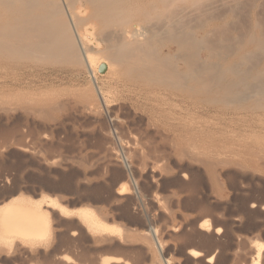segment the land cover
<instances>
[{
    "label": "rangeland",
    "instance_id": "374dc122",
    "mask_svg": "<svg viewBox=\"0 0 264 264\" xmlns=\"http://www.w3.org/2000/svg\"><path fill=\"white\" fill-rule=\"evenodd\" d=\"M196 2L197 0L193 3ZM198 2L200 4L192 5L194 11L191 6L192 2L188 4L192 10L187 7L188 13L192 11L187 22V26H190H188L190 35L192 38L194 36L195 41L198 40L197 44H188L189 52L193 55H190L192 59L195 56L205 58L217 46L215 50L223 56L224 65L235 62L236 68L242 71L249 64V68H246L248 71L245 69L241 72L242 74H238L239 77L242 76V79L237 76L231 81L232 84L224 83L222 87L224 95L221 90V94H218L221 98L218 95L213 96L212 101L200 98V96H197V99L190 95L185 96L183 92L175 89L164 91L165 87L157 83L143 86L133 84L121 72L118 74L113 70L112 73L110 70L102 73L100 70L96 74V80L105 100L104 104L87 68L72 61L69 63L64 61L59 63L60 65L22 61L21 65L14 66L16 69L0 67V75H2L0 76V98L3 96L0 99L2 102L0 108L1 106V109L3 106H5L4 109L6 106L17 108L11 111L8 108L10 113L4 109L0 111V133L4 130L0 134V211L12 202L42 207L41 209L50 218L52 229L45 239L33 240L19 237L17 242L7 243L0 238V264H53L52 261L55 262L56 259L58 260L56 262H59V256L65 258L62 261H71V264L85 263V258L90 262L98 256L118 259L122 264L129 259L128 262L131 264L138 259L140 261L134 262L135 264H207L206 261L210 258H212V264H237L239 261L234 259L235 251L240 253L242 250L245 254L250 245L264 244V237H262L264 232V96L261 93L254 94V90L256 91L259 86L264 87V72H262L263 77L261 75V70L264 71V0H199ZM197 6L199 8H196ZM204 11H207V14ZM202 19L203 24L200 21ZM194 23L197 24L194 25ZM205 32L206 34H203ZM260 41L263 43L261 44ZM204 42L206 43L203 44ZM209 46L212 47L209 48ZM175 48L174 45L173 48L171 47V53L175 52ZM222 51L225 54L228 53L227 57ZM213 53L215 54V51ZM240 57L241 61L246 60L242 61L244 64L240 63ZM254 73L261 75L260 78V75L256 74L259 80L262 79L256 83L262 82L261 85H257L255 80L252 82L251 78L256 79ZM236 82L240 84L237 83V87L233 88ZM252 83L255 85H251ZM228 89L235 93L240 90L241 94L240 92L236 94L237 97L244 96L246 89L250 90H248L250 94L246 91L247 98L239 99ZM251 92L253 97H251ZM247 94L250 96L248 97ZM86 102L90 111L87 108L84 110L87 111L86 113L81 111L80 114V110H83L80 107L83 104V107H86ZM49 104H52L53 107H51L55 111L50 108ZM91 104L92 109H90ZM27 105L33 111L30 110V112ZM39 108L42 112H38ZM93 109L95 112L98 109L99 112L97 110L96 115H92ZM1 112H3L2 115ZM9 129L14 130L15 133ZM7 131L10 138L5 135L8 134ZM25 132L27 136L24 137L22 135H26ZM130 148L144 152L138 154L141 155V160L138 156L136 157L138 161L134 159L135 156L132 155L131 150L129 151ZM110 153L113 156H109ZM211 153L216 157L221 156L214 157L215 161L212 165L207 164L203 159ZM184 154L188 155H185L187 159L192 154L195 158L191 159L193 158L191 156L186 161ZM145 155L146 158L143 157ZM107 156L113 158L109 159L112 161L109 162L111 164L105 162L108 160ZM195 159L196 162L193 163ZM214 164L218 165L215 167ZM121 171L122 174L128 173V183L132 189L129 188L128 193L116 194L114 197V193L109 191L116 193L121 188V182L117 181V184L114 181L116 177L114 174L118 175L119 172L121 174ZM2 176L4 177L1 178ZM3 181L7 182V187H2L5 185ZM78 209L95 213L96 218L104 224L105 232L115 237L113 239L111 236L114 240L113 244L99 242L95 237L97 229L81 214L79 215ZM57 219L59 222L56 221ZM202 223H206L203 229L200 227ZM214 223L218 224V227ZM151 227L156 231L154 234L149 230ZM214 228L219 229L218 235L222 236L219 237L215 230L213 231ZM78 231L82 233V236H78ZM87 231L90 232L91 237ZM73 232L77 233V239L72 235ZM256 232L261 238L255 234ZM192 233L195 235L193 236ZM207 235L210 236L208 237L210 238L209 243H207L208 239H204L207 242L202 243V237L206 238ZM211 236L219 240L213 239V242ZM238 236L241 239H249L248 242L245 241L249 246L245 245L244 250L242 249L245 244L244 239H242L243 244L240 245L241 240L240 242L237 240L240 239ZM189 238L191 239L190 244L187 240ZM78 239L79 243L75 241ZM251 241L254 242L251 243ZM237 242L240 243L238 247ZM240 246L243 247L239 248ZM193 251L200 255L199 258L203 257L204 262L199 258L190 259L192 257L190 252ZM25 253L28 255L26 256ZM79 259L80 261H77ZM81 259L84 262H81ZM234 260L236 263L233 262ZM241 263L251 264L250 261H241L238 264Z\"/></svg>",
    "mask_w": 264,
    "mask_h": 264
},
{
    "label": "bare ground",
    "instance_id": "6f19581e",
    "mask_svg": "<svg viewBox=\"0 0 264 264\" xmlns=\"http://www.w3.org/2000/svg\"><path fill=\"white\" fill-rule=\"evenodd\" d=\"M195 0H0V67H5V68H11V70L13 69L12 67L14 66H19L22 64V61H24V63L26 61L29 62H37V63H51L52 64H59L62 63L64 61H68V63L70 61L74 62L75 64L82 66H85L88 70V73H90V75L92 76L99 96L102 100V102L105 104V100L103 98V95L101 94V90L99 85L97 84V80H96V74L97 72L100 70L103 72H109L110 70L121 72L123 73L126 78L129 80V82L133 83V84H138V85H152L153 83H157V84H161L162 86L165 87L164 91L167 90H178L183 92V94H185V96L190 95L193 96L197 99V96H200L204 98H206L207 100L212 101V98H214L213 96H217L221 90L223 91L224 89H222L223 84H227V82H229V84H232L233 82H231L235 77L238 76V78L242 79V76L239 77L238 74H240L243 70L245 71V69L248 67L249 68V64L247 65V67L245 66V68L241 71L240 69L236 68L237 65L235 62H231L229 64L224 65L222 63V61L224 60L222 57V55H219L220 53H217L215 48H213V50L215 51V55L213 52L208 53V55L205 58H201V56H199V54H197L202 60H200L199 57H192L193 56L190 52H189V46L188 44L194 43L197 44L198 40L195 41L194 36L193 38L191 37V32L188 29L187 26V22H188V18L190 16V13L192 12L191 8L195 5L200 4V2H198L199 0H197V4L193 3ZM204 1V0H203ZM220 1V0H219ZM189 2L191 3V6L189 7L188 4ZM216 2V1H215ZM207 3V2H206ZM220 3V2H219ZM202 4V3H201ZM215 4V3H214ZM221 4V3H220ZM228 5V4H227ZM208 6V5H207ZM191 9V12H187L188 8ZM201 7V6H200ZM212 7V6H211ZM196 8H199L198 6ZM195 8V12L197 13V10ZM202 8V7H201ZM218 8V7H217ZM220 8V7H219ZM231 8V7H230ZM200 10V9H199ZM198 10V12H200ZM203 10V9H202ZM209 10V9H208ZM193 11H194V7H193ZM215 11V10H214ZM231 11V10H230ZM193 12V13H195ZM205 13L207 11H204ZM217 12V11H216ZM202 13V12H201ZM204 13V15H206ZM211 13V12H210ZM198 14V13H197ZM196 14V16H197ZM200 15V14H199ZM193 16V15H192ZM191 16V17H192ZM202 16V15H201ZM233 16V15H232ZM155 18H157V20H154ZM194 19L195 14H194ZM198 18H202V17H198ZM204 18V16H203ZM205 19V18H204ZM207 19V18H206ZM209 19V18H208ZM211 19V17H210ZM192 20V19H191ZM199 20V19H198ZM156 21V23H154ZM195 21V20H194ZM202 21L203 24V19L200 20ZM200 24V22H198ZM228 23V22H227ZM190 24V23H189ZM197 23H194V25H196ZM200 24V25H202ZM224 24V23H223ZM193 25V24H192ZM200 25L198 27H200ZM229 26V25H228ZM190 27V26H189ZM194 27V26H193ZM197 27V26H196ZM218 27H220L218 25ZM222 27V25H221ZM224 28V27H223ZM206 29V28H204ZM203 29V30H204ZM202 30V32H203ZM207 30V29H206ZM211 30V29H209ZM220 30V29H219ZM208 32V30H207ZM210 33V32H209ZM193 34V33H192ZM203 34H206L203 33ZM209 35V34H208ZM207 35V36H208ZM262 36V35H261ZM260 36V38H261ZM203 37V36H202ZM214 37V36H213ZM211 39V38H210ZM263 39V38H262ZM261 39V40H262ZM204 40V37H203ZM202 40V41H203ZM207 40V39H205ZM260 40V39H259ZM201 41V42H202ZM209 41V40H208ZM216 42V41H215ZM220 42V41H219ZM206 42H204L203 44H205ZM211 43V40H210ZM260 43L262 44L263 42L260 41ZM201 44V43H200ZM173 45L176 46V50L175 52L172 54L171 53V47L173 48ZM199 45V44H198ZM197 46V45H196ZM203 47L205 45H202ZM194 47V46H193ZM207 47V46H206ZM212 46H209V48ZM261 47V46H260ZM192 48V47H191ZM193 49V48H192ZM219 49V47H218ZM221 49V47H220ZM234 49V48H232ZM257 49V48H256ZM195 50V48H194ZM212 50V48H211ZM209 50V51H211ZM190 51L192 52V50L190 49ZM199 52V50H198ZM196 51V53H198ZM202 52V51H201ZM221 52V51H219ZM195 53V54H196ZM200 53V52H199ZM206 53V54H207ZM222 53L225 54V52L222 51ZM194 54V55H195ZM203 54V53H202ZM250 54V53H249ZM191 55V56H190ZM228 53L225 54L224 56L227 57ZM232 55V54H231ZM264 55V54H263ZM249 55H247L248 57ZM198 60H197V59ZM225 58V57H224ZM195 59V60H194ZM223 59V60H222ZM229 59V58H228ZM244 60V59H243ZM242 60V61H243ZM241 61V57H240V63H243ZM246 60H244L245 62ZM71 62V64H72ZM225 62V61H224ZM235 63V64H233ZM252 63V62H251ZM257 63V61H256ZM244 64V63H243ZM31 65V64H30ZM60 65V64H59ZM255 65V63L253 64ZM29 67V66H28ZM31 67V66H30ZM35 67V66H34ZM39 67V66H38ZM37 67V68H38ZM15 68V67H14ZM23 68V67H22ZM27 68V67H26ZM41 68V67H40ZM82 68V67H81ZM80 68V69H81ZM3 69V68H2ZM1 69V70H2ZM6 69V70H7ZM16 69V68H15ZM14 69V70H15ZM10 70V69H9ZM248 71V69H246ZM264 70V69H263ZM1 72V71H0ZM8 72V71H7ZM260 72V71H257ZM261 70V75L263 74ZM39 73V72H38ZM249 75V72H247ZM9 74V73H8ZM11 74V73H10ZM30 74V73H29ZM119 74V73H118ZM242 74V73H241ZM257 74V73H256ZM254 73V75L256 76L255 78H257V74L256 75ZM4 75V74H3ZM7 75V74H6ZM115 75V74H114ZM122 76V74H120ZM123 75V76H124ZM244 75H246V73H244ZM260 75V74H259ZM260 75V78H261ZM264 75V74H263ZM262 75V77H263ZM2 76V75H0ZM108 76V75H107ZM4 77V76H3ZM8 77V76H7ZM116 77V76H115ZM119 77V75H118ZM248 77V76H247ZM5 78V77H4ZM1 78V79H4ZM112 78V77H111ZM251 78V77H250ZM252 82L255 80L256 81H261L262 79H254L251 78ZM250 79V80H251ZM240 80V79H239ZM245 80V79H244ZM123 81V80H122ZM119 82V80H118ZM128 82V81H126ZM241 82V81H239ZM243 82V81H242ZM4 82H2L3 84ZM238 82L233 84V88L237 87ZM258 83V82H257ZM256 83V84H257ZM262 83V82H261ZM261 83L257 84V85H261ZM7 84V83H6ZM154 84V85H155ZM224 84V85H225ZM240 84V83H238ZM246 84V83H244ZM4 85V84H3ZM137 85V86H138ZM251 85H255L254 83H252ZM250 85V86H251ZM264 85V84H263ZM2 86V85H1ZM128 86V85H127ZM161 86V87H162ZM228 86V85H227ZM231 86V85H230ZM239 86V85H238ZM241 86V85H240ZM244 87L246 85H243ZM248 86V84H247ZM123 87V85L121 86ZM130 87V85H129ZM135 87V86H134ZM140 87V86H139ZM149 87V86H148ZM156 87V86H155ZM154 87V89H156ZM158 87V86H157ZM160 87V88H161ZM260 87V88H259ZM256 91L254 90V94H260L262 96H264V87L261 88L262 86H259ZM128 88V87H127ZM145 88V87H144ZM143 88V89H144ZM126 89V88H125ZM130 89V88H129ZM142 89V88H140ZM231 89V88H230ZM228 89L229 91L232 92V90ZM262 89V90H261ZM136 90V89H135ZM152 90V89H151ZM150 90V91H151ZM249 89H246V91H248ZM258 90H260L258 92ZM140 91V90H139ZM146 91V90H144ZM149 91V90H148ZM149 91V92H150ZM227 91V92H229ZM245 91V93L242 90V94L247 93ZM250 91V90H249ZM248 91V92H249ZM253 91V90H251ZM1 92V91H0ZM128 92V91H126ZM134 92V91H133ZM157 92V91H156ZM155 92V93H156ZM172 92V91H170ZM174 92V91H173ZM172 92V93H173ZM229 92V93H231ZM240 92V93H239ZM239 92L237 91V93H234L235 95L238 93L241 94V91L239 90ZM256 92V93H255ZM263 92V93H262ZM131 93V92H130ZM138 93V92H137ZM143 93V92H142ZM147 93V92H146ZM154 93V92H153ZM159 93V91H158ZM169 93V92H168ZM179 93V92H178ZM224 91L222 92V95ZM152 94V93H150ZM149 94V95H150ZM163 94V93H162ZM175 94V93H174ZM182 94V93H181ZM180 94V95H181ZM221 94V93H220ZM250 94V92H249ZM253 93L251 92V95ZM138 95V94H137ZM148 95V94H147ZM171 95V94H170ZM177 95V94H176ZM226 95V94H225ZM232 95V96H235ZM236 95V97H237ZM146 96V95H145ZM164 95H162L163 97ZM166 96V95H165ZM169 96V95H168ZM167 96V97H168ZM189 96V97H190ZM242 95L243 98H247L246 96L244 97ZM247 96L249 97L250 95L247 94ZM255 96V95H254ZM93 97V96H92ZM135 97V96H134ZM140 97V96H139ZM154 97V96H153ZM157 97V96H156ZM174 97V96H173ZM218 97L221 98L220 95H218ZM227 97V95H226ZM242 97L238 96L237 98L241 99ZM253 97V95L251 96ZM259 97V96H258ZM3 98V96L1 97ZM0 98V99H1ZM144 98V96H143ZM146 98V97H145ZM148 98V96H147ZM158 98V97H157ZM161 98V97H160ZM164 98V97H163ZM183 98V97H182ZM186 98V97H184ZM188 98V97H187ZM223 99L225 98L222 97ZM228 98V97H227ZM16 99V98H14ZM141 99V98H140ZM154 99V98H153ZM194 99V98H193ZM233 99V98H231ZM9 100V99H8ZM25 100V99H24ZM32 100V99H31ZM150 100V99H149ZM159 100V99H158ZM175 100V99H174ZM216 100V98H215ZM1 101V100H0ZM7 101V100H6ZM14 101V100H13ZM27 101V100H26ZM145 101V100H144ZM148 101V100H147ZM166 101V100H165ZM171 101V100H169ZM15 102V101H14ZM13 102V104H15ZM146 102V101H145ZM149 102V101H148ZM153 102V100L151 101ZM160 102V101H159ZM244 102V101H243ZM10 103V102H8ZM25 103V102H24ZM58 103V102H57ZM87 103V102H86ZM90 103V102H89ZM212 103V102H211ZM210 103V104H211ZM0 104L2 105V102H0ZM5 105L7 103H4ZM21 104V103H20ZM29 104V103H28ZM31 104V103H30ZM59 104V103H58ZM169 104V103H168ZM17 105V104H16ZM24 105V104H22ZM55 106V104H53ZM26 106V105H25ZM51 109L52 108V104L50 105ZM52 106V107H51ZM61 106V105H60ZM84 104L82 105L83 110H79L77 112H79L81 114V111L83 113H86L87 111H84L85 109L88 108V103L86 104V107H83ZM13 107V106H12ZM18 107V106H16ZM20 107V105H19ZM24 107V106H22ZM33 107V106H32ZM34 107H38V106H34ZM40 107V106H39ZM43 107V106H42ZM46 107V106H45ZM2 108V106H1ZM0 108V111L5 108V106H3V109ZM9 108V110L11 111V107L6 106L7 110ZM28 108V105H27ZM47 108V107H46ZM17 109V108H15ZM13 109V110H15ZM19 109V108H18ZM21 109V108H20ZM19 109V110H20ZM40 109V108H39ZM38 112L41 111L42 109L39 110ZM49 109V107H48ZM79 109V108H78ZM92 109V104H91V108ZM96 109V108H95ZM7 110L9 113L10 111ZM25 110V109H24ZM27 110V109H26ZM25 110V111H26ZM28 110H32V108H28ZM27 110V111H28ZM46 110V109H45ZM58 110V109H57ZM60 110V109H59ZM98 110V109H97ZM94 111V109L91 111L92 115H96L97 113ZM25 111H22L25 113ZM44 111V110H43ZM55 111V109H54ZM90 111V110H89ZM94 111V114H93ZM6 112V111H5ZM13 112V111H12ZM11 112V113H12ZM16 112V111H15ZM20 112V111H19ZM31 112V111H30ZM42 112V111H41ZM99 112V110H98ZM3 112H1L2 115ZM14 113V112H13ZM28 114H30L29 112H27ZM36 114V112H35ZM47 114V113H46ZM72 114V113H71ZM5 115V113L3 114V116ZM11 115V114H10ZM13 115V114H12ZM38 115V113H37ZM40 115V113H39ZM83 115V114H82ZM87 115V114H86ZM17 116V115H16ZM48 117V116H47ZM85 117V116H84ZM6 118V117H5ZM97 118V117H96ZM55 119V118H54ZM56 120V119H55ZM18 121V120H17ZM116 121V120H115ZM16 123V122H15ZM18 126V124H17ZM20 126V125H19ZM112 126V125H111ZM174 127V126H173ZM172 127V128H173ZM181 127V126H180ZM14 128V127H12ZM21 128V126H20ZM4 129V128H3ZM180 129V128H179ZM183 129V128H182ZM12 131V129H9ZM22 130V129H21ZM120 130H122L120 128ZM141 130V129H140ZM173 130V129H172ZM4 131V130H3ZM2 131V132H3ZM14 131V130H13ZM12 131V132H13ZM178 131V130H177ZM180 131V130H179ZM178 131V132H179ZM183 131V130H182ZM1 132V133H2ZM8 132V131H7ZM6 132V133H7ZM176 132V130H175ZM181 132V131H180ZM0 133V134H1ZM11 133V132H10ZM15 133V131L13 132ZM12 134V136L14 137V135ZM17 133V132H16ZM24 133V132H23ZM107 133V132H106ZM139 133V132H138ZM26 135H22V136H27V133L25 132ZM5 135H10L9 132L8 134ZM109 135V134H108ZM4 136V135H3ZM6 136V137H7ZM1 137V136H0ZM9 138L11 136H8ZM23 137V138H24ZM164 137V136H163ZM4 138V137H2ZM19 138V137H18ZM169 138V136H168ZM6 139V138H5ZM4 139V140H5ZM14 139V138H13ZM17 139V138H16ZM71 139V138H70ZM9 140V139H8ZM14 141V140H13ZM105 141V139H104ZM109 141V139H108ZM111 141V140H110ZM192 141V140H191ZM78 142V141H77ZM2 143L3 140H2ZM67 143V142H66ZM72 143V142H70ZM105 143V142H104ZM114 143V142H113ZM151 143V142H150ZM171 143V142H170ZM185 143V142H184ZM189 143V141L187 142ZM106 144V143H105ZM146 144V143H145ZM1 145V144H0ZM22 145V144H21ZM81 145V144H80ZM102 145V144H101ZM171 145V144H170ZM180 145V144H179ZM178 145V146H179ZM181 145H183L181 143ZM191 145V144H190ZM18 146V145H16ZM20 146V144H19ZM23 146H26L23 144ZM29 146V145H28ZM73 146V145H72ZM103 146V145H102ZM110 146V145H109ZM128 146V145H127ZM130 146V145H129ZM132 146V145H131ZM143 146V144H142ZM168 146V145H166ZM187 146V145H186ZM198 146V145H197ZM202 146V145H201ZM21 147V146H20ZM105 147V146H103ZM174 147V146H173ZM180 147V146H179ZM183 147V146H182ZM27 148V147H26ZM109 148V147H106ZM105 148V149H106ZM150 148V147H149ZM209 148V147H208ZM21 150L24 148H20ZM128 149V148H127ZM166 149V148H165ZM174 149V148H173ZM110 150V148L108 149ZM131 150L132 155L135 156L134 159H136V157L138 156L139 159L141 160V152L143 151H139L137 149H129V151ZM159 150V148H158ZM184 150V149H183ZM186 150V148H185ZM205 150V149H204ZM207 150V149H206ZM209 150V149H208ZM26 151V149H25ZM56 151V150H55ZM103 151V150H102ZM106 151V150H105ZM112 151V150H111ZM128 151V150H127ZM160 151V150H159ZM177 151V150H176ZM179 151V150H178ZM177 151V152H178ZM181 151V150H180ZM187 151V150H186ZM202 151V150H201ZM217 151V150H216ZM3 152V151H2ZM183 152V151H182ZM185 152V151H184ZM196 152V151H195ZM206 152V151H205ZM211 152V151H210ZM223 152V151H222ZM113 153V152H111ZM110 153V154H111ZM130 153V154H131ZM144 153V152H143ZM147 153V152H146ZM190 153V152H189ZM202 153V152H200ZM215 153V152H214ZM35 154V153H34ZM38 154V153H37ZM107 154V153H106ZM114 154V153H113ZM113 154L109 155V156H113ZM129 154V155H130ZM181 154V153H180ZM179 154V157H180ZM188 154V153H187ZM187 154H184L187 155ZM208 154V157L203 158L207 164L209 163L210 165H212L214 160V155ZM217 154V153H216ZM221 154V153H219ZM218 154V155H219ZM62 155V154H61ZM207 155V154H206ZM246 155V154H245ZM248 155V154H247ZM250 155V154H249ZM37 156V155H36ZM133 156V157H134ZM149 156V155H148ZM188 156V155H187ZM186 157V161L190 159V157H193V154L188 157L189 159H187ZM205 156V155H204ZM225 156V155H224ZM228 156V154H227ZM231 156V155H230ZM251 156V155H250ZM108 157V156H107ZM132 157V156H131ZM146 158V155L143 156ZM184 157V158H185ZM217 157H221V156H217ZM216 157V158H217ZM223 157V156H222ZM106 158V157H105ZM112 158V157H110ZM108 157V160L105 161L107 164H111L109 162H112ZM183 158V159H184ZM195 157L191 158L194 159ZM197 158V157H196ZM201 158V157H200ZM199 158V160H200ZM224 158V157H223ZM228 158V157H227ZM247 158V157H246ZM251 158V157H250ZM102 159V158H101ZM107 159V158H106ZM113 159V158H112ZM198 159V158H197ZM201 159V163L202 160ZM229 159V158H228ZM240 159V158H239ZM249 159V158H248ZM253 159V158H252ZM85 160V159H84ZM99 160V159H98ZM132 160V159H131ZM137 160V159H136ZM148 160V159H146ZM180 160V159H179ZM197 160V161H199ZM220 160V159H218ZM103 161V162H104ZM135 161V160H134ZM138 161V160H137ZM145 161V160H144ZM157 161V160H156ZM160 161V160H159ZM158 161V162H159ZM217 161V160H216ZM222 161V159H221ZM237 161V160H236ZM243 161V160H242ZM251 162V159L249 160ZM19 162V161H18ZM140 162V161H139ZM143 161H141L142 163ZM193 163L196 162L193 160ZM220 162V161H219ZM235 162V161H234ZM238 162V161H237ZM249 162V163H250ZM253 162V161H252ZM53 163V162H52ZM78 163V162H77ZM139 163V164H141ZM189 163V161H188ZM200 163V161H199ZM205 163V162H204ZM218 163V162H217ZM240 163V162H239ZM105 164V163H103ZM114 164V163H113ZM155 164V163H154ZM206 164V163H205ZM221 164V163H218ZM216 164V165H218ZM238 164V163H236ZM242 164V162H241ZM244 164V163H243ZM248 164V163H247ZM251 164V163H250ZM79 165V164H77ZM133 165V164H132ZM215 165V164H214ZM215 165V167H216ZM245 165V164H244ZM30 166V165H29ZM100 166V165H99ZM105 166V165H104ZM103 166V167H104ZM156 166V165H155ZM160 166V165H159ZM203 166V165H202ZM201 166V167H202ZM154 167V166H153ZM167 167V166H166ZM214 167V168H215ZM106 168V167H105ZM107 169V168H106ZM207 169V167H206ZM209 169V168H208ZM213 169V168H212ZM217 169V168H216ZM210 170V169H209ZM215 170V169H214ZM120 171V170H119ZM149 171V170H148ZM182 171H186L183 170ZM189 171V170H187ZM216 171V170H215ZM100 171H98L99 173ZM118 172V171H117ZM164 172V171H163ZM208 172V171H207ZM206 172V173H207ZM221 172V171H220ZM83 173V172H82ZM112 173V172H111ZM114 173V172H113ZM120 173V172H119ZM118 175L114 174L115 180L114 181H120L119 183L122 184L121 188L119 190L115 192L113 191H109L114 193V197L115 195H122L125 193L129 192V181H128V173H124ZM131 174V173H129ZM191 174V173H190ZM211 174V173H210ZM101 175V174H100ZM153 175V174H152ZM217 175V173H216ZM10 176V175H9ZM113 176V175H112ZM179 176V174H178ZM185 177V175H183ZM208 176V175H207ZM4 176H2L1 178H3ZM130 177V176H129ZM133 177V176H132ZM181 177V175H180ZM213 177V176H212ZM215 177V176H214ZM217 177V176H216ZM10 178V177H9ZM82 178V177H81ZM105 178V177H104ZM131 178V177H130ZM178 178V177H177ZM189 178V176H188ZM195 178V177H193ZM80 179V178H79ZM108 179V178H107ZM214 179V178H213ZM11 179H9L10 181ZM130 180V179H129ZM189 180V179H188ZM210 180V178H209ZM87 181V180H86ZM193 181V180H192ZM5 183V181H3ZM88 182V181H87ZM84 182V183H87ZM169 182V181H168ZM202 182V181H201ZM213 182V181H212ZM217 182V181H216ZM233 182V181H232ZM1 183V182H0ZM7 183V182H6ZM2 185V187L6 186ZM115 183V182H114ZM209 183V182H208ZM118 184V182H117ZM247 184V183H246ZM10 185V184H9ZM113 185V184H112ZM111 185V186H112ZM189 187V184H187ZM194 185V184H193ZM192 185V186H193ZM8 186V185H7ZM6 186V187H7ZM134 186V185H133ZM1 187V188H2ZM187 188V187H186ZM132 189V188H131ZM144 189V188H143ZM193 189V188H192ZM92 190V189H91ZM33 191V190H32ZM243 191V190H242ZM248 191V190H247ZM94 192V191H93ZM102 192V191H101ZM193 192V191H192ZM245 192V191H244ZM258 192V191H257ZM13 193V192H11ZM85 193V192H84ZM254 193V192H253ZM111 194V193H110ZM109 194V196H110ZM99 195V194H98ZM137 195V194H136ZM154 196V195H153ZM195 196V195H194ZM118 198V197H117ZM186 198V197H185ZM253 198V197H252ZM113 199V198H112ZM116 199V198H114ZM163 199V198H162ZM234 200V199H233ZM245 200V198H244ZM1 201V200H0ZM249 201V200H248ZM253 201V200H252ZM9 202V201H8ZM52 202V201H51ZM131 202V201H130ZM247 202V201H246ZM55 203V202H54ZM118 203V202H117ZM259 203V202H258ZM262 203V202H261ZM56 204V203H55ZM145 204V203H144ZM187 204V203H186ZM249 204V203H248ZM54 205V204H52ZM247 205V204H245ZM250 206V205H249ZM256 206V205H255ZM54 207V206H53ZM62 207V206H60ZM254 207V206H253ZM42 208V207H41ZM39 206H33V205H26V204H22V203H18V202H12L7 204L6 206H4V208L0 211V228H1V236L0 238L7 242V243H14L17 238H22V239H45L47 238V236L50 234V229H51V224H50V218L47 215V213L42 210ZM59 208V206H58ZM63 208V207H62ZM56 209V208H55ZM140 209V208H139ZM46 210V209H45ZM66 210V208H65ZM208 209L206 208V211ZM243 210V209H242ZM252 210V209H251ZM79 211V215L81 214L85 219H87L89 221V223L95 227L97 229L95 237L98 239L99 242L101 243H112L113 244V239L115 238L114 236H109V233L105 232V226L104 224L99 221L96 216L89 210H80ZM77 211V212H78ZM211 211V210H210ZM209 211V212H210ZM248 211V210H247ZM259 211V210H258ZM53 212V211H51ZM50 212V213H51ZM54 212H56L54 210ZM170 212V211H169ZM208 213V212H207ZM55 214V213H54ZM59 214V213H58ZM126 214V212H125ZM202 214V213H201ZM206 214V213H205ZM203 214V215H205ZM51 215V214H50ZM60 215V214H59ZM58 215V216H59ZM140 215V213H139ZM202 215V216H203ZM201 216V217H202ZM211 216V215H210ZM66 217V216H65ZM78 217V216H77ZM234 217V216H233ZM53 218V217H52ZM61 218V216L59 217V219ZM101 218V217H100ZM105 218V217H104ZM55 219V218H54ZM53 219V220H54ZM59 219H57L56 221H58ZM79 219V218H78ZM201 219V218H200ZM217 219V218H216ZM249 219V218H248ZM255 220V219H254ZM82 221V219H81ZM198 221V219H197ZM202 221V220H201ZM252 221V220H250ZM59 222V221H58ZM199 222V221H198ZM217 222V221H216ZM228 222V221H227ZM262 222V221H261ZM53 223V222H52ZM83 223V222H82ZM218 223V222H217ZM221 223V222H220ZM229 223V222H228ZM237 223V222H236ZM74 224V223H73ZM72 224V225H73ZM215 224V223H214ZM213 224V225H214ZM79 225V223H78ZM107 225V224H106ZM191 225V224H190ZM198 225V224H197ZM212 225V226H213ZM216 226L218 224H215ZM220 225V224H219ZM57 226V225H56ZM85 226V225H84ZM206 226V223H202L201 224V228L203 229ZM209 226V225H208ZM215 226V227H216ZM256 226V225H255ZM74 228V225L72 226ZM218 227V226H217ZM223 227V226H222ZM248 227V226H247ZM80 228V227H79ZM78 228V230H79ZM82 228V225H81ZM111 228V227H110ZM192 228V227H191ZM200 228V229H201ZM236 228V227H235ZM258 228V227H257ZM260 228V227H259ZM76 229V228H75ZM199 229V228H197ZM212 229V228H210ZM250 229V228H249ZM248 229V230H249ZM52 230V229H51ZM74 230V229H73ZM151 233H155L156 231L154 230L153 227L149 228ZM188 230V229H187ZM195 231H197L194 228ZM215 230V233L218 235L220 230L219 229H213V231ZM224 229H222L223 231ZM247 230V231H248ZM252 230V228H251ZM255 230V229H254ZM55 232H57L56 230H54ZM91 231V230H90ZM203 231V230H201ZM213 231H211V233H214ZM221 231V232H222ZM53 232V231H52ZM82 232V230H81ZM88 232V231H87ZM78 236L81 235L80 231H78ZM90 232H88V235ZM224 233V232H223ZM251 233V232H250ZM93 234V235H94ZM149 234V232H148ZM184 234V233H183ZM193 236L195 235L194 233H192ZM201 234V233H200ZM203 234V233H202ZM207 234L204 233V236ZM256 235H258V233H255ZM253 234V235H255ZM73 236L76 237L77 233L73 232L72 233ZM86 235V234H85ZM197 235V234H196ZM199 235V233H198ZM252 235V234H251ZM78 236L76 237V239L78 238ZM82 236V235H81ZM189 236V235H188ZM187 236V237H188ZM192 236V237H193ZM202 236V235H201ZM215 236V235H213ZM219 236V235H218ZM222 236V235H220ZM219 236V237H220ZM242 236V235H240ZM261 236V235H260ZM61 237V236H59ZM75 237L73 238V240L75 239ZM83 237H85L83 235ZM91 237V236H90ZM94 237V236H93ZM150 237V236H149ZM208 236L206 238L202 237V243L205 242L206 239H208ZM227 237V236H226ZM239 237V236H238ZM255 237V236H253ZM252 237V238H253ZM259 237V235H258ZM262 237H264V232L262 234ZM54 238V237H53ZM211 240L213 241V237L211 236ZM236 238V237H235ZM240 239H237L239 242L241 240V244L240 243H236L237 247L243 244V242L245 243V241L248 242V240L244 241L241 239V237H239ZM261 238V237H259ZM86 239V238H85ZM89 239V238H88ZM93 239V238H91ZM181 239V238H180ZM205 239V240H204ZM210 239V238H209ZM209 239L208 242L209 243ZM216 239V237H215ZM214 239V240H215ZM72 240V239H71ZM189 240V243L187 241L188 244H190L191 239H187ZM217 240V239H216ZM219 240V239H218ZM217 240V241H218ZM221 240V239H220ZM229 240V239H228ZM235 240V241H237ZM255 240V239H254ZM262 240V239H261ZM37 241V240H36ZM35 241V242H36ZM66 241V240H65ZM79 243V239L75 240ZM74 241V242H75ZM97 241V242H98ZM200 241V240H199ZM204 241V242H203ZM243 241V242H242ZM4 242V243H5ZM17 242V241H16ZM31 242V240H30ZM40 242V241H39ZM37 242V243H39ZM54 242V241H53ZM92 242V240H91ZM96 242V239H95ZM194 242V241H193ZM205 242V243H206ZM214 242V241H213ZM224 242V241H223ZM247 242L243 246H240L239 248H242L243 250L245 249L246 246H249V244L247 245ZM250 242V241H249ZM254 241H251V243ZM19 243H21L19 241ZM17 243V244H19ZM201 243V244H202ZM16 244V246H18ZM34 244V243H33ZM72 244H74L72 242ZM69 244V245H72ZM97 244V243H96ZM117 244V242H116ZM192 244V243H191ZM211 244V243H210ZM4 245V244H3ZM12 245V244H11ZM26 245V244H25ZM111 245V244H108ZM203 245V244H202ZM207 245V244H206ZM213 245V244H212ZM246 245V246H245ZM1 246V245H0ZM9 246V244L7 245V247ZM21 246V245H20ZM29 246V245H28ZM32 246V245H31ZM118 245H116L117 247ZM185 246V245H184ZM187 246V244H186ZM190 246V245H189ZM30 247V246H29ZM28 247V249H29ZM37 247V246H36ZM80 247V246H79ZM236 247V248H237ZM3 248V246H2ZM5 248V247H4ZM20 248V247H19ZM22 248V247H21ZM39 248V247H38ZM218 248V247H217ZM228 248V247H227ZM235 248V249H236ZM1 249V247H0ZM6 249V248H5ZM17 249V248H15ZM24 249V248H23ZM27 249V248H26ZM107 249V248H106ZM114 249V248H113ZM119 249V248H118ZM3 250V249H2ZM18 250V249H17ZM84 250V249H83ZM117 250V249H116ZM131 250V249H130ZM237 250V249H236ZM13 251V250H11ZM15 251V250H14ZM13 251V252H14ZM21 251H23L21 249ZM18 251V252H21ZM25 251V249H24ZM23 251V252H24ZM36 251V250H35ZM79 251V250H78ZM105 251V250H104ZM112 251V250H111ZM118 251V250H117ZM121 251V250H120ZM162 251V250H161ZM239 251V250H237ZM248 252L245 254L244 251L241 250L242 254L233 253L234 255V259H237L239 262L241 261H247L251 264H264V244H256V245H250L249 249L247 250ZM3 252V251H2ZM7 252V249H6ZM9 252V251H8ZM12 252V253H13ZM32 252V251H31ZM85 252V251H84ZM94 252V251H93ZM10 253V252H9ZM11 253V255H12ZM22 253V252H21ZM29 253V251H28ZM139 253V252H138ZM4 254V253H3ZM23 254V253H22ZM26 254V253H25ZM86 254V253H85ZM84 254V255H85ZM111 254V253H110ZM18 255V254H15ZM28 254H26L27 256ZM190 255L192 257L191 258H199L200 255L197 254V252L193 251L190 252ZM211 255V254H210ZM8 256V255H6ZM14 256V255H12ZM87 256V255H86ZM204 256V255H203ZM221 256V255H220ZM16 257V256H15ZM19 257V255H18ZM55 257V256H54ZM88 257V256H87ZM215 257V256H214ZM216 257H217V253H216ZM215 257V258H216ZM233 257V256H232ZM8 258V257H7ZM10 258V257H9ZM13 258V257H12ZM82 258V257H81ZM95 258V257H94ZM92 258V259H94ZM98 256V258L94 259L93 261L88 262L85 258V263H80L79 264H122V262L118 259H111L109 257H102L100 258ZM203 258V257H202ZM199 258V259H202ZM207 258V257H206ZM219 258V257H218ZM226 258V257H225ZM56 259V257H55ZM52 259V260H55ZM61 259V260H60ZM65 258L59 256V262H55L52 261L53 264H71V261H62ZM121 259V258H120ZM127 259V258H126ZM232 259V258H231ZM12 260V259H11ZM49 260V259H48ZM70 260V259H69ZM91 260V259H90ZM130 260V259H129ZM128 260V261H129ZM133 259H131V262ZM227 260V259H226ZM236 260V261H237ZM58 261V260H57ZM62 261V262H61ZM77 261H80L77 260ZM83 261V259H81V262ZM83 261V262H84ZM87 261V262H86ZM125 261V260H123ZM125 262L124 264H131L130 262ZM140 259H138L137 261L134 262H139ZM203 261V259H202ZM215 261V260H214ZM231 261V260H230ZM65 262V263H63ZM73 262V261H72ZM132 264H135V263ZM200 262V260H199ZM204 262V261H203ZM232 262V261H231ZM235 262V260L233 261ZM238 262V263H239ZM166 263V262H165ZM206 263L208 264H212V258L207 259ZM214 263V262H213ZM216 263V262H215ZM236 263V262H235ZM237 263V264H238ZM73 264H77V263H73ZM138 264V263H136ZM146 264V263H145ZM205 264V263H204ZM217 264V263H216ZM242 264V263H241Z\"/></svg>",
    "mask_w": 264,
    "mask_h": 264
}]
</instances>
